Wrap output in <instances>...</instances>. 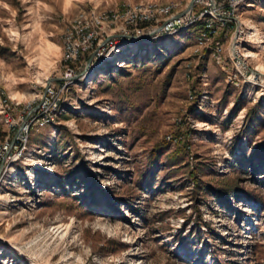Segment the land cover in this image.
<instances>
[{"label":"rangeland","instance_id":"obj_1","mask_svg":"<svg viewBox=\"0 0 264 264\" xmlns=\"http://www.w3.org/2000/svg\"><path fill=\"white\" fill-rule=\"evenodd\" d=\"M140 1L207 6L0 0V166L14 157L0 174V264H264V0L225 5L231 22L202 43L195 21L63 86L66 22ZM51 84L53 120L14 152Z\"/></svg>","mask_w":264,"mask_h":264},{"label":"built area","instance_id":"obj_2","mask_svg":"<svg viewBox=\"0 0 264 264\" xmlns=\"http://www.w3.org/2000/svg\"><path fill=\"white\" fill-rule=\"evenodd\" d=\"M205 1L207 6L204 10L196 13L189 10L184 14L177 13V15L172 13L176 7L174 3L154 1L127 3L117 9L96 7L81 9L64 25L61 60L65 67V77H63L62 85L67 86L76 73L80 74L81 77L79 75L77 79L72 81L88 77L94 69L100 66L111 63L117 64L120 53L131 47V43L140 41L134 36L145 35L154 31L158 26L162 27L158 33L153 35L155 38L180 34L195 21H201L202 29L198 39L202 43L218 29L227 27L231 22L230 17L225 15V11H220L221 8H225L226 5L233 14L241 5H248L250 2V0H225L224 4L216 6L212 0H210L211 2ZM199 2L203 3L202 1ZM229 13L228 11V15ZM221 50V45L217 43L215 54L220 55ZM91 55H93L92 61L86 67V62ZM121 58L122 60L125 59V57ZM91 70L92 72H90ZM61 90L56 88L55 84H51L48 86L44 98L39 101L38 108L33 110L32 114L29 111L33 108L28 111L24 125L14 142V152L26 148L29 131L33 125L43 126L53 120V114L59 105L55 98L58 97ZM5 120L9 124L13 123L11 116H6ZM13 161L14 157L8 155L0 174L6 172Z\"/></svg>","mask_w":264,"mask_h":264},{"label":"water","instance_id":"obj_3","mask_svg":"<svg viewBox=\"0 0 264 264\" xmlns=\"http://www.w3.org/2000/svg\"><path fill=\"white\" fill-rule=\"evenodd\" d=\"M194 1H195V0H191V2H190V4H189V7H188L187 9H190V7H191L192 4L194 3ZM161 27H162V26H158L154 31H151V32H149V33H147V34H145V35L134 36V37H135L136 39H138V40H143V39L149 38V37L155 35L156 33H158V32L161 30ZM92 57H93V55H91V56L88 58V60H87V62H86V67H88V66L90 65V63H91V61H92ZM75 79H77V78H75ZM50 81H51V80H50ZM50 81H48L47 85L50 84ZM46 90H47V89H45V92H46ZM45 92H44V94H45ZM38 106H39V104H37L33 109H31V110L29 111V113H31L33 110H36V109L38 108ZM23 125H24V122H22L21 127H22ZM14 141H15V138L12 140L11 144H13ZM2 167H3V163H2L1 166H0V173H1V171H2Z\"/></svg>","mask_w":264,"mask_h":264},{"label":"bare ground","instance_id":"obj_4","mask_svg":"<svg viewBox=\"0 0 264 264\" xmlns=\"http://www.w3.org/2000/svg\"><path fill=\"white\" fill-rule=\"evenodd\" d=\"M257 31H258V29L256 28V26H254L253 24H250V33H249V35H250V37L248 38V39H246L245 41H244V43H249V42H254L256 39H257ZM249 35H246V36H249ZM245 38V37H244ZM258 42H263V37L261 36V37H259V41ZM237 50V49H236ZM257 56L258 55H256L254 52H251V51H245V53H244V55H243V57L244 58H248V57H254V58H256L257 59ZM106 66V65H105ZM108 66V65H107ZM106 68V67H105ZM93 70V69H92ZM91 70V71H92ZM257 70H260V74H263V72L261 71V69L260 68H258ZM2 181H4V178H2L1 180H0V182H2ZM66 228V227H65ZM54 229V228H53Z\"/></svg>","mask_w":264,"mask_h":264},{"label":"trees","instance_id":"obj_5","mask_svg":"<svg viewBox=\"0 0 264 264\" xmlns=\"http://www.w3.org/2000/svg\"><path fill=\"white\" fill-rule=\"evenodd\" d=\"M161 146V144H156L155 147L151 150L150 156H149V163L148 165L151 166L158 158V149ZM192 180L197 181L196 176L192 175ZM198 183V182H197ZM217 193V192H216ZM231 193H234L231 191ZM225 196H232V194H225Z\"/></svg>","mask_w":264,"mask_h":264}]
</instances>
